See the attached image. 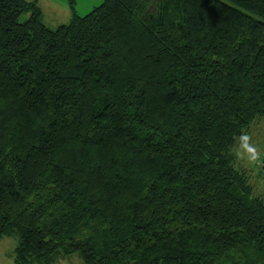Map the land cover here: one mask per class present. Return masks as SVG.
<instances>
[{"label": "trees", "instance_id": "obj_1", "mask_svg": "<svg viewBox=\"0 0 264 264\" xmlns=\"http://www.w3.org/2000/svg\"><path fill=\"white\" fill-rule=\"evenodd\" d=\"M264 119V0H104L48 27L0 0V238L15 264H264L229 153Z\"/></svg>", "mask_w": 264, "mask_h": 264}, {"label": "rangeland", "instance_id": "obj_2", "mask_svg": "<svg viewBox=\"0 0 264 264\" xmlns=\"http://www.w3.org/2000/svg\"><path fill=\"white\" fill-rule=\"evenodd\" d=\"M55 1L56 7L54 6V12L57 9L61 13H51V17H48V12L50 14L52 10L46 3L41 4V7L44 9L43 20L50 28H56L59 25L69 23L71 19L68 20L67 16L64 15L62 11L64 7H72L75 11H79L80 14L86 15L90 11L87 9L91 8L95 3H97V6L102 4L104 0H91L88 8L85 7L88 0ZM85 8L86 10H84ZM229 153L234 158L236 167L247 173L249 182L253 187V193L264 199V119L255 121L248 130L243 132L242 136L238 138L237 143L231 147ZM17 243L18 238L15 235L0 238V264H15L14 250ZM51 264H85V262L78 253H75L71 255H59L55 262Z\"/></svg>", "mask_w": 264, "mask_h": 264}, {"label": "crops", "instance_id": "obj_3", "mask_svg": "<svg viewBox=\"0 0 264 264\" xmlns=\"http://www.w3.org/2000/svg\"><path fill=\"white\" fill-rule=\"evenodd\" d=\"M90 1L91 0H88V3L86 4V8H88V5H89V3H90ZM37 2H38V4L40 5V7H41V4L43 5V4H47V6L52 10V12H50V14H49V12H48V17H51V13H53V14H55V13H57V14H59V13H61V11L60 12H58L57 11V9L55 10V12H54V6L56 7V1L55 0H37ZM97 2H99V1H97ZM91 4V3H90ZM97 3H95V5H93L91 8H89V9H87V10H92L94 7H96L97 5H96ZM42 8V7H41ZM65 8H67V9H65ZM86 8L84 9V10H86ZM42 10L44 11V9L42 8ZM63 11V13H64V15H66L67 16V19L68 20H70L71 18H72V16H73V12L75 11L72 7H64V9L62 10ZM77 14H80L79 13V11H75ZM89 12V11H88ZM82 14L83 13H81L80 15L82 16ZM87 14V13H86ZM46 15V14H45ZM43 17H44V13H43Z\"/></svg>", "mask_w": 264, "mask_h": 264}]
</instances>
